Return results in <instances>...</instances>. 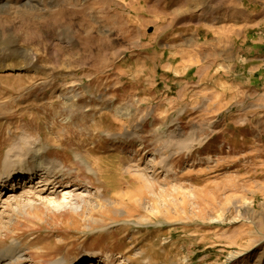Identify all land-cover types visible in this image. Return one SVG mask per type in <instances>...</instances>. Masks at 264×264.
Wrapping results in <instances>:
<instances>
[{"label": "rangeland", "instance_id": "374dc122", "mask_svg": "<svg viewBox=\"0 0 264 264\" xmlns=\"http://www.w3.org/2000/svg\"><path fill=\"white\" fill-rule=\"evenodd\" d=\"M198 9L0 0V170L28 143L67 182L0 190L1 255L264 264V91L221 79Z\"/></svg>", "mask_w": 264, "mask_h": 264}, {"label": "crops", "instance_id": "0c3cea01", "mask_svg": "<svg viewBox=\"0 0 264 264\" xmlns=\"http://www.w3.org/2000/svg\"><path fill=\"white\" fill-rule=\"evenodd\" d=\"M192 4L205 14V27L215 30L214 40L220 44L215 60L221 79L226 82L225 76H240L246 84L264 91V0H182L183 8ZM211 13H215L214 19H206ZM191 38L194 35L186 39L191 42ZM202 38L206 46L208 33Z\"/></svg>", "mask_w": 264, "mask_h": 264}, {"label": "bare ground", "instance_id": "6f19581e", "mask_svg": "<svg viewBox=\"0 0 264 264\" xmlns=\"http://www.w3.org/2000/svg\"><path fill=\"white\" fill-rule=\"evenodd\" d=\"M27 145L29 144L27 143ZM27 145L24 143L17 149L18 151L16 150L14 152L12 149L13 151L7 153L2 169L0 170V190L2 192L5 190H18L20 187L22 188L23 184H34L37 180L44 183V185H54V189L57 188V190H62L63 187H67L66 181H60L54 178L57 164L44 157L43 149L30 148V146ZM17 181H19V183H16ZM20 183H22L21 186ZM62 201L66 205L70 203L69 196L64 195ZM17 248H19V245L17 243H12L10 250L14 251V253H11L14 255L9 256V253V255L3 256L0 254V264H24V256L21 252H18L19 250L17 251ZM93 258L92 256V259ZM63 263L62 259H58L51 264ZM93 263V260H91L88 264Z\"/></svg>", "mask_w": 264, "mask_h": 264}]
</instances>
